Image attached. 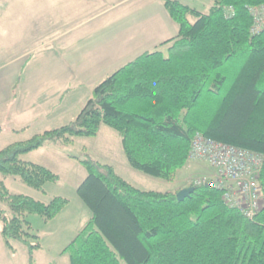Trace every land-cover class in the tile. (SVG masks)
Returning a JSON list of instances; mask_svg holds the SVG:
<instances>
[{
  "label": "trees",
  "instance_id": "1",
  "mask_svg": "<svg viewBox=\"0 0 264 264\" xmlns=\"http://www.w3.org/2000/svg\"><path fill=\"white\" fill-rule=\"evenodd\" d=\"M208 13L178 1L164 6L179 27L175 38L145 52L107 76L92 91L76 118L24 142L0 150V233L6 248L28 247V215L54 220L66 207L11 193L7 178H17L44 194L59 177L20 156L52 145L68 147L76 138L95 137L102 125L118 134L129 166L173 182L187 162L196 132L260 155L263 208L248 220L223 200L209 181L193 184L178 201L174 193L142 191L115 169L85 154L75 158L86 170L77 195L91 217L66 246L70 264H264V30L250 34L248 9L264 0H210ZM231 8L232 16L226 17ZM190 18L195 20L191 22ZM243 59L229 86L214 71ZM220 96L218 105L196 108L201 97Z\"/></svg>",
  "mask_w": 264,
  "mask_h": 264
},
{
  "label": "rangeland",
  "instance_id": "2",
  "mask_svg": "<svg viewBox=\"0 0 264 264\" xmlns=\"http://www.w3.org/2000/svg\"><path fill=\"white\" fill-rule=\"evenodd\" d=\"M182 1L192 4V9L206 12L204 5L198 2ZM202 1L210 3V0ZM47 5L46 10L52 8V0H0V150L73 121L83 108L82 98L92 94V91L80 87L67 94L61 91L66 78L64 71H67L64 61L60 55H53V45L47 42L52 36L37 33L36 29L40 23L52 24L54 21L53 15H48L49 18L42 16ZM242 64V58L231 60L214 74L228 77L226 86H229ZM258 87L263 88L264 83ZM62 94L65 107L64 104L58 107ZM220 98L204 94L198 103L201 109L196 108L198 115H204L203 107L218 105ZM85 154L112 166L121 178L142 191L177 194L193 184L213 181L216 176L215 169L209 164L188 160L177 172L173 183L138 172L129 166L116 131L105 125L95 137L76 138L68 147L48 145L24 154L20 160L49 169L59 180L45 184L43 194L17 178H7L8 190L45 204L55 197L68 201L62 212L50 222L36 215L26 217L30 233L37 237L30 239L31 244L40 245L33 251L32 264H70L63 250L91 217L76 192L87 173L75 158ZM11 245V250L5 247L0 233V264H29L28 247L19 241H13Z\"/></svg>",
  "mask_w": 264,
  "mask_h": 264
},
{
  "label": "crops",
  "instance_id": "3",
  "mask_svg": "<svg viewBox=\"0 0 264 264\" xmlns=\"http://www.w3.org/2000/svg\"><path fill=\"white\" fill-rule=\"evenodd\" d=\"M192 1L204 5L202 13H208L211 2ZM52 5L47 10L49 5L44 6L42 16L53 15V23H40L36 29L52 36L47 42L53 45V55L64 61V94L93 91L114 71L179 33L164 0H52ZM64 94L58 107H65ZM88 98H82V106Z\"/></svg>",
  "mask_w": 264,
  "mask_h": 264
},
{
  "label": "built area",
  "instance_id": "4",
  "mask_svg": "<svg viewBox=\"0 0 264 264\" xmlns=\"http://www.w3.org/2000/svg\"><path fill=\"white\" fill-rule=\"evenodd\" d=\"M248 12L252 19L250 34L258 35L264 30V4L251 7ZM231 16L230 8L226 17ZM187 160L205 162L215 169V179L209 182L222 193L227 206L248 220H253L261 212L263 197L259 176L263 158L260 155L196 132L190 142Z\"/></svg>",
  "mask_w": 264,
  "mask_h": 264
},
{
  "label": "water",
  "instance_id": "5",
  "mask_svg": "<svg viewBox=\"0 0 264 264\" xmlns=\"http://www.w3.org/2000/svg\"><path fill=\"white\" fill-rule=\"evenodd\" d=\"M192 188H184L182 190H180L177 194H176V198L178 201H183L186 197L189 196V194L191 193Z\"/></svg>",
  "mask_w": 264,
  "mask_h": 264
}]
</instances>
